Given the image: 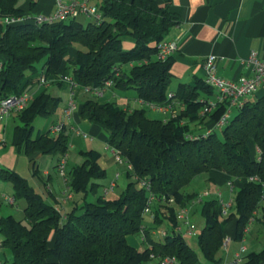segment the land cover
I'll return each instance as SVG.
<instances>
[{"label":"trees","instance_id":"1","mask_svg":"<svg viewBox=\"0 0 264 264\" xmlns=\"http://www.w3.org/2000/svg\"><path fill=\"white\" fill-rule=\"evenodd\" d=\"M98 11L102 20L85 25L76 19L3 25L4 18L21 13L17 0H0V55L5 57L0 68V99L23 93L20 84L29 74L43 72L58 81L66 63L70 78L81 89L100 88L111 80L114 89L133 90L135 98L146 104L173 100L183 108L174 118L163 121L149 118L145 108L126 110L115 101L101 103L93 97L81 104L80 118L105 130L108 147L132 166L131 172L125 171L130 181L114 199L99 195L87 200L88 194L100 186L99 180L106 177L100 156L92 150L80 151L83 162L66 173L69 190L82 195V203L65 215L46 203L17 173L0 170V178L12 184L14 198L26 202L23 220L11 215L0 217L1 246L12 253V260L3 264H142L151 260V254L174 257L177 264H221L219 254L227 223L235 221V241L243 240L252 217L264 235V102L245 101L220 128V135L215 130L208 135L195 134L192 124L213 127L225 107L200 114L204 106L200 94L212 93L203 80L169 91L173 58L162 61L155 55L157 45L180 22L170 12V2L102 0ZM124 36L134 39L133 49L127 52L122 49ZM73 45L79 47L74 59L68 56ZM169 94L173 98L169 99ZM60 101L44 90L16 113L20 124L13 129L12 143L24 154H67L65 129L55 137L48 133L31 137L35 119L52 116ZM251 140L257 157L250 155ZM211 171L225 174L230 183L245 182L241 188H233L232 210L226 216L218 198L209 196L200 204L205 221L198 239L203 263L175 232V207H186L196 199L198 194L187 192V187ZM140 181H146L149 189L140 188ZM150 194L154 197L153 217L151 226H146L144 210ZM171 198L175 207L168 206ZM166 221L172 225L171 234L167 233L163 241L155 239L153 231ZM141 232L146 245L138 250L129 245L127 237L140 236ZM263 259L264 249L247 254L241 264H259Z\"/></svg>","mask_w":264,"mask_h":264},{"label":"crops","instance_id":"2","mask_svg":"<svg viewBox=\"0 0 264 264\" xmlns=\"http://www.w3.org/2000/svg\"><path fill=\"white\" fill-rule=\"evenodd\" d=\"M60 1L64 3H70L74 0ZM159 1L162 2V0ZM168 1L170 2V12L176 14L180 21L178 25L173 27L166 38V40L175 41L178 44V50L171 55V57L173 58V64L171 67L173 78L170 85L173 83L174 84L173 88L169 90L170 92H176L180 85L192 86L196 81L204 80L205 71L203 68V60L207 56L213 55L216 57V75L225 80H236L241 76L251 75V68L246 63L251 53H255L259 59L264 60V0ZM101 2L102 0H89V5L98 9L101 5ZM17 7L21 15H51L56 11L57 2L56 0H17ZM76 20L83 24L86 22L88 23V21H93L91 18H88L84 15H80ZM121 41L122 49L124 51L127 52L133 49V38L124 36L121 38ZM76 54L77 48L71 47L69 49L68 56L74 59L76 57ZM4 61L5 57L0 55V63ZM66 66L67 64L64 63L62 69L59 72L60 78L58 81H56L52 77H49L47 78V85L41 86L37 82V77L39 76L38 72L36 74L27 75L20 84V90L23 93L27 94L30 99L38 96L44 90H46V92L51 96L58 97L60 99L61 97L59 95V92L57 91L66 93V99L62 102L60 112L57 113L59 107L58 105L53 115L47 117V120L43 122V124H41L39 132L35 137L45 134L50 125L63 121V111L71 94L69 85L61 80L63 76L70 77V71L66 70ZM51 89H55L54 93L49 92V90ZM73 92L76 96L77 110L71 115L68 120L64 121V129L66 133L68 134V136H79L80 134H84L90 136L91 138L100 139L106 144L105 149L110 150L106 143L107 132L101 127L92 124L87 120H82L79 115V107L81 106V104L86 99L93 98L94 96L90 93H85L80 88L74 89ZM200 96L203 97V99H212L216 96V91L212 89L211 94L202 93L200 94ZM116 97L117 94L115 92V89L109 88L104 93L103 100L99 101L101 103L105 101H115ZM259 100H263L264 102V82L257 88V90L253 94L248 96L245 101L255 102ZM120 103V107L126 110L146 107L145 105H141L139 103V100L135 98V93L133 97L130 96L128 98H126V96L120 95ZM182 108L183 106L180 103L176 102V111H179ZM150 111L157 114L158 119H164V117L160 113L151 109ZM232 114L234 115L235 113L232 112ZM15 116L16 113H13L6 120H0V170H9L17 173L27 181V183L35 190L36 193L43 197L46 203L54 206L63 215H65L66 213L70 212L75 206H79V204L82 203V200L78 195L72 193L69 190L67 181H64L57 174L56 166L61 156L43 155L38 152H35L32 155L24 154L22 149L16 147L12 143L13 129L18 124H15L12 127L9 141H7L6 138L8 136V128L6 124L10 120L13 121V123L18 121ZM53 116H55V118H53ZM191 128L195 134L200 135L206 133L213 127H211L210 125L196 123L192 124ZM218 129L220 128H216L215 131ZM248 146L250 155L252 157H257L258 151L256 149L254 141H249ZM82 162L83 158L81 157L78 158V161L70 167L67 163V173L69 172L70 168L75 165H79ZM99 164L106 171V177H108L109 184L113 180L115 175L119 173L115 172V170H113L112 168L107 170L100 162ZM200 180L206 181L207 183H212L217 188H221L223 186L227 187L226 198H224V196L218 189L216 193H212L210 191V195L215 194L211 197L217 198V195L219 194L224 202L232 200L231 196L233 195V188H241L245 182L244 180H234L233 183H230L229 178L225 174L217 171H211L209 175L200 178ZM0 193L3 195L14 197V189L12 184L1 178ZM197 194L200 195V193ZM68 195H70V198H67ZM15 203L14 205H10L12 207L9 210L10 214H12L11 211L14 210L13 207L17 208V204L15 206ZM196 206L200 208V204L190 203L186 206L189 210L190 218L193 217L196 211ZM171 207L175 206L172 205ZM177 209L178 207H175V213ZM257 215L258 214H256V216ZM0 217L3 216L0 215ZM256 224V221H254V223L249 227V230L245 234L242 241L234 240L236 229L235 221H231L225 225L224 237H229L231 241L226 248H221L219 254L221 258V264L231 263L241 246H244L246 248L245 254H249V247L246 244V235L249 234L250 229H253ZM145 225L151 226L150 216L149 220L145 222ZM155 233L156 232L154 230L153 235ZM183 238L185 240V237ZM2 240L3 237L0 234V264L10 262L12 260L11 251L1 246ZM141 242L145 243L144 241ZM258 244V242L257 244H252L254 249H252L251 252L257 253L264 249L263 248L258 251ZM129 245L138 249L134 244L129 243ZM142 245L145 247L146 244ZM246 255L242 254V258L244 259ZM144 263L157 264V260H149ZM259 264H264V259L260 261Z\"/></svg>","mask_w":264,"mask_h":264},{"label":"built area","instance_id":"3","mask_svg":"<svg viewBox=\"0 0 264 264\" xmlns=\"http://www.w3.org/2000/svg\"><path fill=\"white\" fill-rule=\"evenodd\" d=\"M57 8L56 11L51 15H19L13 17H6L3 19V25H18L26 22H32L36 25H40L42 23H52L60 20H69V19H77L80 15H84L88 18H91L95 22H100L102 20V15L98 11L97 8L91 7L89 5V0H74L70 3H64L60 0H56ZM178 50V44L175 41L171 40H163L157 45L156 59L158 60H166L172 54H174ZM216 57L213 55L207 56L203 60V68L205 71L204 83L210 88L216 91V96L212 99H203L200 102L204 103L203 108L200 113L202 115H207L211 113L214 109L219 106L225 107V113L220 118V120L213 126L212 129H209L205 135H208L216 128H222L225 126L230 119L231 112L233 110L240 109L246 98L253 94L257 88L264 82V60L258 58L255 53H251L246 61L247 65L251 68V75L241 76L236 80H225L216 75L215 68ZM0 63V68H1ZM129 66V65H127ZM62 81L66 82L70 89L71 94L68 98L66 107L63 111V121L54 123L49 126L46 133L50 137H55L60 134L65 128V120H68L71 115L77 110L76 96L73 92L74 89L80 88L77 84L69 76H63L61 78ZM37 82L41 86L47 85L48 79L45 74L42 72L37 77ZM113 88V82L108 80L104 83V85L100 88L95 89H82L85 93L92 94L95 98L103 99L104 93L107 89ZM81 89V88H80ZM168 98H173V94H169ZM30 97L25 93L10 95L6 98L0 99V120H6L11 114L18 113L23 111L30 102ZM141 105L147 106L149 109L154 110L160 113L164 119L163 121H167L170 118H174L177 114L176 111V101H170L165 104L155 105V104H146L143 101L139 100ZM196 137V136H195ZM193 138V136H191ZM113 153L115 160L117 163L125 166L127 171H132L131 164L127 163L120 154L110 148ZM66 166L67 160L66 155L61 156L57 166L56 171L57 174L66 181ZM119 177V174L115 175V178L106 186L102 191L103 197H106L109 192H111L115 188V180ZM252 180H256V178H252ZM138 186L140 188L149 189V186L146 181H140ZM211 193L209 191H204L196 199H194L192 204H201L204 197H209ZM3 197L5 201H7L10 205H14L15 198L7 195H3L0 193V198ZM70 198V195L67 196ZM217 198L220 201L222 215L226 216L232 210V200L224 202L221 199V196L218 194ZM154 201L153 195H149L148 202L146 208L144 210V215H148L151 218L153 217L151 211V204ZM262 203H264V191L262 196ZM175 205L174 200L169 199L168 206ZM256 213L253 214L255 216ZM176 221L177 225L174 230L176 233L180 234L182 237L191 235L194 232V226L191 224L189 210L187 207L178 208L176 211ZM254 217L250 218L248 227L245 229L244 233L246 234L249 230V227L254 223ZM168 226L172 225L167 222ZM161 234L165 237L167 232L164 230ZM141 241H145L144 235L141 232L140 234ZM230 238H224L222 247L226 248L230 243ZM246 248L241 246L238 253L236 254L234 260L229 264H241L243 261L242 254H244ZM151 260H157V264H177V260L174 257H156L154 254L150 255Z\"/></svg>","mask_w":264,"mask_h":264},{"label":"rangeland","instance_id":"4","mask_svg":"<svg viewBox=\"0 0 264 264\" xmlns=\"http://www.w3.org/2000/svg\"><path fill=\"white\" fill-rule=\"evenodd\" d=\"M91 22H93V21H91ZM88 23H90V22L88 21ZM85 24H87V22L84 23V25ZM73 46L76 47V48H79L76 45H73ZM173 84H171L169 86V90H171L173 88ZM54 90L55 89H51V90H49V92L54 93ZM57 92H59V95H60L61 100H62L59 103V107H58V110H57V113H58V112H60V108L62 106V102L65 101V99H66V93L65 92H60V91H57ZM115 92L117 94V97L115 98V101H116V103L119 106H121L120 95L126 96V98H128L130 96L131 97L134 96V91L133 90H126V91H121L120 92V90L115 89ZM99 100L101 101L103 99H99ZM145 109L147 111V116L149 118L158 119V115L155 114V113H152L147 106L145 107ZM235 111L236 110H233L232 112L235 113ZM232 112H231L230 117L234 116L232 114ZM55 116H53V118H55ZM46 120H47V118H44V117H37L35 119L34 124H33L34 128H33L32 135H31L32 138H34L38 134L41 124H43V122H45ZM15 124H19V122L16 121L15 123H13V121L10 120L6 124L7 128H8V136L6 138L7 141H9V137H10V133H11L12 127ZM216 132L218 133V135H220V129L216 130ZM68 144H69V150L67 152V163H68L69 167L74 165L78 161V158H81L80 155H79V151L80 150H82V151H87V150L90 151V150H92L94 153H96V154H98L100 156L99 162L101 164H103L104 167L107 170L112 168L113 170H115V172H118L119 175H120V177L115 180V188L111 192H109L108 195L105 198L114 199V198L118 197L123 192V190L125 189L126 184L130 181L125 176V171H126L125 166H123V165H121V164L116 162L113 153L110 150H106L105 149L106 148V144L103 141H101L100 139H97V138H91L88 135L80 134L79 136H74V135L68 136ZM200 178H202V177L196 178L190 184V186L187 187L186 191L189 192V193L197 192V193L201 194L204 191H209V193H211V192L212 193H216V191L219 190L222 193V195L224 196V198H226V196H227V187L223 186L221 188L220 187L217 188L212 183H207L206 181H201ZM99 183H100V186L97 187L96 192L88 194V197H87L88 201L89 200H94L96 198V196L102 195V191L104 189L103 187L104 186L106 187V185L108 184V177H105L104 179L99 180ZM212 195H215V194H212ZM212 195H210V196H212ZM78 196L80 198L82 195H78ZM11 197H13V196H11ZM1 198H3V197H1ZM207 198L208 197H204L203 200H206ZM3 199H0V215H2L3 217H7V216L11 215L16 220H20V221L23 220L24 219L23 210H24V207H25V204H26L25 203V199L21 198V197H16L15 206L17 204V208L13 207L14 210L11 211L12 214H10V212H9L10 208H12V207L10 206V204L7 201L5 202ZM162 210H165V209L162 208ZM164 216H166V215H164ZM257 216H259V214ZM148 220H149V216L147 214L144 215V222H147ZM190 221H191V224L194 226L195 229H194L193 234L184 236L185 240L190 245V247L197 253V255L199 257V260L201 262L205 263V260H204V258L202 256L201 252H200L199 245H198L199 244V242H198L199 241L198 240L199 239V235H200L201 231L203 230V228L205 226V221H204L203 217L201 216L200 208L198 206H196V211H195L193 217L190 218ZM251 229H250L249 234L246 235V237H247L246 238L247 239L246 240V244L249 247L248 253H250L252 251V249H254L252 244H257V242L259 243L258 244L259 248H257V249H259L258 251H260L261 249L264 248V235H263V233L261 231L260 226L258 224H256L253 227V229L252 230ZM163 230L165 232L171 234L170 233V228L167 225V221H166V224L163 223L162 225H159V227L155 229V232H156L154 234L155 239H158L160 241L164 240V236L161 234V232ZM127 240H128V242L130 244L136 245V247L139 250H142L143 247H144L142 245L143 243L141 242V239H140L139 236H129ZM246 254L244 253L243 255H246Z\"/></svg>","mask_w":264,"mask_h":264}]
</instances>
